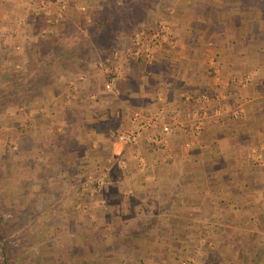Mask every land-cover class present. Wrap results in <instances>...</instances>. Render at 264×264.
I'll use <instances>...</instances> for the list:
<instances>
[{"label": "crops", "instance_id": "crops-1", "mask_svg": "<svg viewBox=\"0 0 264 264\" xmlns=\"http://www.w3.org/2000/svg\"><path fill=\"white\" fill-rule=\"evenodd\" d=\"M41 3L53 20H75L74 11L107 0ZM3 5L0 70L9 61L18 70L22 54L11 45L20 38L6 29L12 11ZM167 7L170 33L151 59L121 44L116 62H100L112 74L110 91L100 78L69 73L52 82V133L46 124L19 128L15 139L47 148L51 188L34 198L38 207L52 203V264H264V0ZM37 25L16 29L34 36L43 32ZM10 103L17 106L5 105L6 122L34 120L33 107ZM190 111L197 121L186 117ZM134 113L153 116L156 127L117 141L138 125ZM23 193L17 188L21 200Z\"/></svg>", "mask_w": 264, "mask_h": 264}, {"label": "rangeland", "instance_id": "rangeland-1", "mask_svg": "<svg viewBox=\"0 0 264 264\" xmlns=\"http://www.w3.org/2000/svg\"><path fill=\"white\" fill-rule=\"evenodd\" d=\"M40 1L43 2L44 0L0 1L2 8H4L5 5L3 4L5 3L6 7L12 11L7 17L12 22L6 29H12L14 33L19 34L20 40L12 43L11 46L15 51L22 54L21 57L18 55L20 60L18 69L22 70L23 79L29 78L32 74L33 68L28 66L31 61L30 57L35 66L39 63V65L44 64L46 67L42 77L34 81L31 86H25L17 91L18 100L15 102L22 103L21 107L28 108V111L33 106L28 107L27 103L31 100H37L38 104L32 108L36 112L34 120H20L22 125H19L13 118L6 122L3 116L5 105L2 106L4 103L0 102V264H52V214L49 209L52 207L50 206L52 203L44 202L38 207L40 204L34 198L37 193L45 194L51 188V185L46 183V178L51 175L48 173V159L45 154L47 148L44 146V142L41 143L33 139L32 142L34 143H32L30 137L15 139L17 134L24 131H19V128L24 127L29 132L32 123L36 127H43L46 124L49 125L48 129L51 128L52 133V123H50L52 121V111L50 110L52 104L49 103L52 97V82L63 80L69 73H77L100 78L101 82L105 83L106 75L112 76V74L109 69L100 71L104 68H99L100 62L107 64L116 62L117 50L121 44L126 45L128 43V46L132 48L133 55L142 56L145 60L151 59V54L146 57L144 51L137 52L131 43V39L140 30L146 34L163 32L165 38V34L170 33L168 18L171 16V10L164 7L172 4L173 1L175 3L176 0H152V2L149 0L150 5L141 15L142 17L137 19L138 24L133 29L112 33L105 31L98 34H94L93 30L97 16L102 18L107 14H112L115 9L124 10L136 0H107V3L98 9L80 8L76 12L74 11L75 20L64 17L62 19L60 15L56 16L58 20H53L52 9ZM11 5L12 8H10ZM154 15L155 18L159 15L161 18L159 17L158 22L151 26L152 23L149 24L148 22L150 17L153 18ZM16 22L18 24H15ZM60 23L64 28L63 34L59 38L62 47L75 44L84 38L87 39V43H82L81 52L72 63L68 61L57 65L50 63V66L47 67L49 65L47 62L51 59L53 52L49 42L41 43V40L43 35L56 32V27ZM33 24H38L37 26H40L43 32L41 31L39 35L34 36L29 33L23 37L24 34L18 33L19 30L16 29V27H20L19 29L24 30L32 27ZM14 33L11 34L14 36L16 35ZM0 34L4 33L0 31ZM114 59L115 61H113ZM1 66L0 63V68ZM73 67L75 71L66 72V69L69 70ZM1 70L4 74L9 71L10 76L17 72L14 69V61H9L6 68L3 67ZM1 70L0 83L3 81L1 78L4 77ZM9 74L7 73L6 76L9 77ZM100 74H102L101 77H99ZM14 81L10 80L9 83ZM7 103V108L17 106L16 104L10 105V102ZM26 135L29 134L26 133ZM30 145L34 146L32 150L29 147V150L23 149ZM20 147L23 149L22 152ZM20 175H23V182H25L23 187L17 183ZM19 187L24 190L22 200L16 195V190ZM57 253L59 256H63L64 250L60 249ZM185 261L187 262L188 259L185 258L181 262L186 264Z\"/></svg>", "mask_w": 264, "mask_h": 264}, {"label": "trees", "instance_id": "trees-1", "mask_svg": "<svg viewBox=\"0 0 264 264\" xmlns=\"http://www.w3.org/2000/svg\"><path fill=\"white\" fill-rule=\"evenodd\" d=\"M154 1V0H153ZM152 2V0H151ZM150 5L149 0H136L133 4L126 7L124 10L115 9L112 14H107L102 18L96 19L94 24L93 30L94 34H98L99 32L112 33V32H120V31H128L133 29L137 26V19L142 17L141 15L146 11V8ZM100 17V16H99ZM135 20V21H134ZM63 25L61 23L56 27V32H52V34H45L43 35V39L41 43L49 42L48 44L52 48V55L51 59L47 64V67L51 64H62L65 62L72 63L75 61L79 54L82 47V43H87V39H81L75 44L70 46H61L62 44L59 43V38L63 34ZM30 62L28 64L29 68H33L32 74L29 78L23 79L22 70L18 69L16 74L13 76L7 77V73L4 74L3 81L0 83V102L4 103L2 106L6 105V102L16 101L17 99V91L22 89L23 87L31 86L34 81L39 79L43 76V73L46 71V67L43 65H39L33 63V59L30 57ZM45 67V68H43ZM65 67V66H64ZM31 68V69H32ZM75 71V68H70L69 70L66 69V72ZM14 81L13 83H9V81ZM7 81V85L5 84ZM9 84H11L9 86Z\"/></svg>", "mask_w": 264, "mask_h": 264}, {"label": "built area", "instance_id": "built-area-1", "mask_svg": "<svg viewBox=\"0 0 264 264\" xmlns=\"http://www.w3.org/2000/svg\"><path fill=\"white\" fill-rule=\"evenodd\" d=\"M163 38H164L163 32H153L151 34H146L144 31L140 30L134 34V36L131 39V43L135 46V48H136L135 50L137 52H139L140 50L144 51L145 56L149 57L151 54V49L157 47ZM114 55H115V53H114ZM104 89L106 91L111 90L110 81H107L104 83ZM198 99L202 103H204L207 98H206L205 94L202 93V94H199ZM205 108L204 107L201 108L200 113H202V114L206 113ZM212 113L213 114L217 113V108H213ZM186 117L188 119H193V120L197 121L198 113L190 111V112H187ZM133 118L136 119L137 123H138L136 128L121 131L118 134H116L115 139L117 141H119V142H131L133 140L140 138L143 130H145L149 127H156V125H157L156 119L151 115L141 116L137 113H134ZM199 129H200L199 123L195 122V124H194L195 133L198 132ZM161 130L166 131L167 125L161 124Z\"/></svg>", "mask_w": 264, "mask_h": 264}]
</instances>
